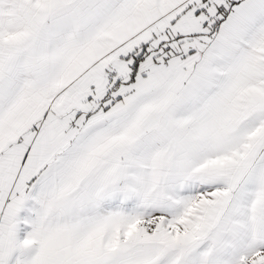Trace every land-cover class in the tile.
<instances>
[{"label":"snow or ice","instance_id":"6c2138e0","mask_svg":"<svg viewBox=\"0 0 264 264\" xmlns=\"http://www.w3.org/2000/svg\"><path fill=\"white\" fill-rule=\"evenodd\" d=\"M0 264H264V0H0Z\"/></svg>","mask_w":264,"mask_h":264}]
</instances>
